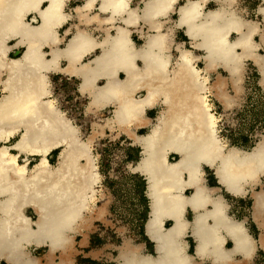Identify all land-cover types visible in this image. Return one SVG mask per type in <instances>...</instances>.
Returning a JSON list of instances; mask_svg holds the SVG:
<instances>
[{"label": "bare ground", "instance_id": "6f19581e", "mask_svg": "<svg viewBox=\"0 0 264 264\" xmlns=\"http://www.w3.org/2000/svg\"><path fill=\"white\" fill-rule=\"evenodd\" d=\"M69 1L0 0V263L77 264L76 236H85L86 244L105 212L92 145L118 129L142 150L131 170L148 181L146 232L156 244L151 255L125 240L119 264H199L187 251L188 235L200 260L246 264L256 242L244 221L229 215L220 186L236 197L252 192L264 248V188L256 190L264 180V140L251 150L224 141L209 93L232 104L227 84L240 90L246 60L258 67L264 89L261 23L237 8L240 0H140L134 6L133 0H84L74 15L65 10ZM257 10L264 22V5ZM74 17V28H65ZM175 28L184 29L190 47L176 42ZM219 68L228 79L210 84ZM60 71L83 79L88 112L113 107L85 139L52 93L49 73ZM154 109L152 118L147 113ZM54 151L58 166L49 159ZM205 167L215 172L218 186L207 185ZM32 247L47 252L37 256Z\"/></svg>", "mask_w": 264, "mask_h": 264}, {"label": "rangeland", "instance_id": "374dc122", "mask_svg": "<svg viewBox=\"0 0 264 264\" xmlns=\"http://www.w3.org/2000/svg\"><path fill=\"white\" fill-rule=\"evenodd\" d=\"M83 2L84 0L69 1L65 9L66 12L72 13L73 8ZM138 2L139 0H133L132 5L134 6ZM263 5L262 0H240L237 8L244 11L249 19L260 22L264 31L263 17L257 10L259 6ZM209 7L214 8L215 3L210 4ZM176 17V13L172 14V20H175ZM75 23V18H73L65 28L72 27ZM64 31V28L60 30L61 36L64 35ZM96 33L102 35L97 31ZM174 38L176 42L189 46L190 41L182 29H177ZM136 40L138 41V37ZM257 40L259 41L260 38L258 37ZM63 42L61 43L62 47L66 41ZM175 55L178 57L177 52ZM18 56L15 52L11 54L13 58ZM242 75L239 81L241 88L238 92L234 90L230 81L227 84V90L235 100L232 104L223 105L212 92L209 93V100L212 111L218 117L219 136L228 144L251 150L264 140V89L260 84L259 70L252 61H245ZM50 77L53 95L57 99L58 106L80 128L82 138L85 139L91 133L94 122L103 123L104 119L112 115V106L99 112H87L89 96L79 93L80 81L78 79L68 80L58 74H50ZM218 77H224L227 80L229 74L222 68L217 69L210 75V84H214ZM154 114L152 115L154 116ZM96 140L92 145V151L100 173L98 204L105 207V212L94 220L89 229L88 246L81 248L85 236L82 234L76 236L75 246L77 251L79 250V255L75 256L76 262L78 264H118L115 259L118 248L127 239L135 243L146 242L147 251L154 253V244L144 233L149 211V200L145 195L146 180L139 173H134L131 170V166L141 157V148L118 129L105 131ZM15 141L16 139H12L8 144ZM177 158L176 155L171 156V160ZM49 159L53 166H58L57 151L52 152ZM206 170L211 173L209 184L217 186L212 170L210 168H206ZM261 188H264V180L256 190L259 191ZM224 195L231 204L230 214L239 220H246L252 235L259 239L261 230L252 218L253 199L251 193L245 197H234L225 192ZM143 196L146 198V202L143 201ZM28 214L35 217L32 210H28ZM30 250L33 254L41 257L47 252L45 247H32ZM256 257L260 259L258 264H264L263 250H260Z\"/></svg>", "mask_w": 264, "mask_h": 264}, {"label": "crops", "instance_id": "0c3cea01", "mask_svg": "<svg viewBox=\"0 0 264 264\" xmlns=\"http://www.w3.org/2000/svg\"><path fill=\"white\" fill-rule=\"evenodd\" d=\"M141 1L139 0V2L137 3L138 5H140L141 3H140ZM137 4H135V5H137ZM78 5H80V4H78ZM77 6V5H76ZM75 6V7H76ZM75 7L73 8V12H74V9H75ZM97 10H98V8L97 7H95L94 9H93V11L94 12H97ZM73 12L71 13L72 15H74L73 14ZM174 13H176V12H173L172 14H174ZM172 14L170 15V22L172 23V25H174L176 22H177V17H176V19L175 20H172ZM100 15H101V12H100ZM75 18V17H74ZM71 21V20H70ZM70 21H69V23H70ZM75 21H76V18H75ZM68 23V24H69ZM67 26V24H65V27ZM93 26V25H92ZM95 28H96V26L94 25L93 26V29H94V32L96 33V31L98 32V30H95ZM177 29H180V28H175V34H176V32H177ZM182 29V28H181ZM183 31H184V29H182ZM97 34V33H96ZM100 34H102L101 32H100ZM184 34H185V32H184ZM98 36H100L101 37V35H99V34H97ZM186 36V35H185ZM68 37L69 36H66L65 37V40L64 41H66L67 39H68ZM136 37H138L137 35H135L134 36V40L136 39ZM187 37V36H186ZM139 39V38H138ZM138 44H139V40L137 41V40H135ZM187 45V44H186ZM188 47H190V43H189V46ZM61 65H65V61H62L61 62ZM254 65H255V63H254ZM256 66V65H255ZM257 67V66H256ZM257 69H258V67H257ZM259 70V69H258ZM50 74H58V75H60V76H62V77H65V78H68V80H73V78H75V79H78L79 81H80V83H79V85H78V91H79V93H81L82 95H86V96H89L88 94H83L82 92H81V90H80V86H81V83H82V78L81 77H79L78 75H72V74H69V73H67V72H65V71H60V72H53V73H49V78H50V81H51V77H50ZM122 78L124 77V76H121ZM98 83L101 85V84H103V80H98ZM51 86H52V84H51ZM51 90H52V87H51ZM52 93H53V91H52ZM55 97V96H54ZM56 98V97H55ZM89 99H90V96H89ZM57 100V99H56ZM88 104H89V102H88ZM87 109V108H86ZM88 112V111H87ZM153 113H155L154 114V116L152 115ZM158 113V109H154L153 111H149L147 114L150 116V117H152V118H154L155 116H156V114ZM147 130H142V134L143 133H145ZM55 152V151H54ZM141 152H142V150H141ZM177 156V155H176ZM207 168H209V167H207ZM204 172H205V170H204ZM213 172V171H212ZM135 173V172H134ZM206 173V172H205ZM215 175V174H214ZM141 176H143V175H141ZM144 177V176H143ZM216 178V177H215ZM217 181V180H216ZM218 185L220 184V183H217ZM208 185V184H207ZM212 187H214V186H212ZM221 189H223V187H221L220 186V191H221ZM224 192L225 193H227V194H229L228 192H226V190H225V188H224ZM221 193V192H220ZM249 193H251V196H252V192L250 191V192H248L247 193V195L249 194ZM221 195H222V193H221ZM230 195H232V194H230ZM247 195H245V196H247ZM223 196V195H222ZM244 196V197H245ZM147 197V196H146ZM226 200H227V198L225 197V196H223ZM234 197H236V196H234ZM240 197V196H239ZM148 198V197H147ZM148 200H149V198H148ZM228 201V200H227ZM229 202V201H228ZM149 203H150V200H149ZM149 203H148V206H149ZM229 204H230V202H229ZM230 209H231V204H230ZM150 210V209H149ZM148 213H150V211H148ZM229 215H231L232 217H234L232 214H230V210H229ZM149 217L150 216H148V218H147V220H146V222H145V229H146V225H147V222H148V220H149ZM235 218V217H234ZM252 218H253V220H254V222L256 223V221H255V219H254V217H253V208H252ZM235 219H237V218H235ZM239 220V219H238ZM242 221V220H241ZM244 221V225H245V228L247 229V232H248V234L255 240V242L256 243H258L259 242V239H256L253 235H252V233H251V231H250V229L247 227V221L246 220H243ZM170 224H171V222H169ZM257 224V223H256ZM257 226H258V224H257ZM165 227H168V226H165ZM249 229V230H248ZM250 231V232H249ZM251 233V234H250ZM261 234V233H260ZM148 234H146V236H147ZM149 238V237H148ZM259 238H260V236H259ZM150 239V238H149ZM151 240V239H150ZM152 241V240H151ZM153 242V241H152ZM88 239H87V242H86V244H84V245H81L80 247L81 248H84V247H86V246H88ZM227 243H231V242H227ZM260 243V242H259ZM139 244H142V247H143V249H144V251H147V243L146 242H140ZM153 244H155L154 242H153ZM232 244V243H231ZM232 247V246H231ZM230 247V248H231ZM75 248H76V246H75ZM154 248V247H153ZM46 250H47V248H45ZM77 249V248H76ZM228 249V248H227ZM79 251V250H78ZM78 251H77V254L75 255V256H77V255H79V253H78ZM258 251V250H257ZM152 255V254H151ZM117 261H118V264L120 263L119 262V260L117 259V257L115 258ZM74 260H75V263H77L76 262V259H75V257H74ZM2 262H4V261H1V263L0 264H2ZM6 264V263H5ZM78 264V263H77Z\"/></svg>", "mask_w": 264, "mask_h": 264}, {"label": "flooded vegetation", "instance_id": "af4514ba", "mask_svg": "<svg viewBox=\"0 0 264 264\" xmlns=\"http://www.w3.org/2000/svg\"><path fill=\"white\" fill-rule=\"evenodd\" d=\"M210 8V7H209ZM136 40V39H135ZM139 40V39H138ZM207 167H205V177H206V183L209 185V186H216V185H211L209 184L210 183V180H211V173L207 172L206 170ZM218 186V184H217ZM191 191H188V194L190 193ZM222 193L223 196L224 195V189H221L220 191ZM194 217V212H192L191 210H188L187 213H186V218L191 221ZM170 223H167L166 226H169ZM249 230V229H248ZM250 232V231H249ZM251 234V233H250ZM148 238V236H146ZM149 239V238H148ZM149 241H151L149 239ZM186 242L188 244V248H187V251L189 252V254H191L193 257H194V261L196 263H199V264H214L212 262H210L209 260H200L197 256H195V246H196V241L195 239L191 236V235H188L187 238H186ZM153 243V242H152ZM232 246L231 243H225V247L226 248H230ZM258 250V251H257ZM260 250H263L264 251V248L262 247V245L258 242L256 243V247H255V250H254V253L252 255V257L250 259H248L246 261V264H258L260 259L258 257H256L257 253L260 251ZM146 253L148 254H152L154 255L156 252L154 253H150L148 251H145ZM235 259H238V260H242L243 261V258L239 257L238 255L235 256Z\"/></svg>", "mask_w": 264, "mask_h": 264}, {"label": "water", "instance_id": "95a60500", "mask_svg": "<svg viewBox=\"0 0 264 264\" xmlns=\"http://www.w3.org/2000/svg\"><path fill=\"white\" fill-rule=\"evenodd\" d=\"M213 174H215V172H213ZM216 177V176H215ZM144 179H146L145 177H144ZM217 183H219V181H216ZM148 181H146V191H147V187H148ZM226 190V189H225ZM146 191H145V195L147 196V193H146ZM149 208H150V203H149ZM150 214L148 213V216H149ZM144 233H145V235L147 234V232H146V229H145V226H144ZM155 246H156V244H154V252H156V250H155Z\"/></svg>", "mask_w": 264, "mask_h": 264}, {"label": "trees", "instance_id": "16d2710c", "mask_svg": "<svg viewBox=\"0 0 264 264\" xmlns=\"http://www.w3.org/2000/svg\"><path fill=\"white\" fill-rule=\"evenodd\" d=\"M143 201L146 202V198L143 196L142 197ZM146 219V216L144 217Z\"/></svg>", "mask_w": 264, "mask_h": 264}]
</instances>
